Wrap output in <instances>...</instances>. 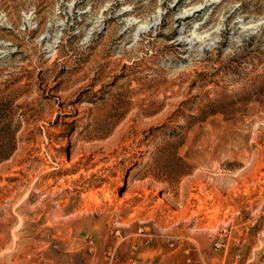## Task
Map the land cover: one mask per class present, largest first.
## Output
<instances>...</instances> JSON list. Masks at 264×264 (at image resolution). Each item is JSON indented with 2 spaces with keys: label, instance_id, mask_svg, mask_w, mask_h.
Here are the masks:
<instances>
[{
  "label": "rangeland",
  "instance_id": "obj_1",
  "mask_svg": "<svg viewBox=\"0 0 264 264\" xmlns=\"http://www.w3.org/2000/svg\"><path fill=\"white\" fill-rule=\"evenodd\" d=\"M0 264H264V0H0Z\"/></svg>",
  "mask_w": 264,
  "mask_h": 264
}]
</instances>
